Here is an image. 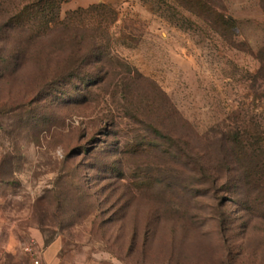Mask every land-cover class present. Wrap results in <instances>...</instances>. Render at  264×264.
<instances>
[{
    "label": "rangeland",
    "instance_id": "rangeland-1",
    "mask_svg": "<svg viewBox=\"0 0 264 264\" xmlns=\"http://www.w3.org/2000/svg\"><path fill=\"white\" fill-rule=\"evenodd\" d=\"M262 48L264 0H0V264H264Z\"/></svg>",
    "mask_w": 264,
    "mask_h": 264
},
{
    "label": "trees",
    "instance_id": "trees-1",
    "mask_svg": "<svg viewBox=\"0 0 264 264\" xmlns=\"http://www.w3.org/2000/svg\"><path fill=\"white\" fill-rule=\"evenodd\" d=\"M258 59L261 63V71H264V48L260 49L258 53ZM235 140V139H234ZM236 142L239 144V148H245L244 145L242 144L243 141H240V136L237 137ZM245 152V151H242ZM245 156H248L247 154H239L236 158V163L239 164V166L236 168V170L239 172V175L241 176L240 182H244L243 185H248L249 187V194L248 196L253 194L255 191V187L253 183L256 184V189L258 188V185L261 183H264V162L263 164H258V165H252V161L245 160ZM244 161H246L248 164H244ZM247 191V190H246ZM247 193V192H246Z\"/></svg>",
    "mask_w": 264,
    "mask_h": 264
},
{
    "label": "built area",
    "instance_id": "built-area-1",
    "mask_svg": "<svg viewBox=\"0 0 264 264\" xmlns=\"http://www.w3.org/2000/svg\"><path fill=\"white\" fill-rule=\"evenodd\" d=\"M29 264H44V262L41 259V257L37 256V257H33Z\"/></svg>",
    "mask_w": 264,
    "mask_h": 264
}]
</instances>
